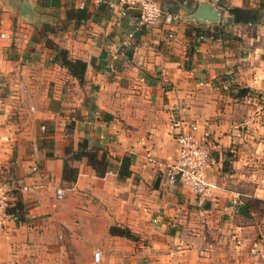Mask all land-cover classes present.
Listing matches in <instances>:
<instances>
[{
	"label": "crops",
	"instance_id": "obj_1",
	"mask_svg": "<svg viewBox=\"0 0 264 264\" xmlns=\"http://www.w3.org/2000/svg\"><path fill=\"white\" fill-rule=\"evenodd\" d=\"M156 1L176 18L137 26L118 0H27L24 13L0 0V183L24 210L6 213L0 264H264V12L257 24L228 13L264 0ZM201 3L217 21L195 19ZM56 47L86 64L81 78ZM191 123L208 139L201 208L166 182ZM83 139L109 165L97 176L67 160V182L64 147Z\"/></svg>",
	"mask_w": 264,
	"mask_h": 264
},
{
	"label": "built area",
	"instance_id": "obj_2",
	"mask_svg": "<svg viewBox=\"0 0 264 264\" xmlns=\"http://www.w3.org/2000/svg\"><path fill=\"white\" fill-rule=\"evenodd\" d=\"M118 4L123 9V13L129 10L136 13L134 19L137 26H152L161 18L165 23H169L176 18L172 13H163L156 0H118ZM176 140L178 144L177 158L166 167V182L185 186L189 193L195 197L196 205L201 208L213 186L207 175L210 165L207 135L197 134V125L191 123L187 126L183 125ZM55 192L57 198L63 196L62 189L57 188ZM9 199L10 187L5 183H0V228L6 221V208ZM260 250L258 245L251 248V252L254 254H259ZM100 257L99 251L93 253L95 262H99Z\"/></svg>",
	"mask_w": 264,
	"mask_h": 264
},
{
	"label": "trees",
	"instance_id": "obj_3",
	"mask_svg": "<svg viewBox=\"0 0 264 264\" xmlns=\"http://www.w3.org/2000/svg\"><path fill=\"white\" fill-rule=\"evenodd\" d=\"M82 9V8H81ZM264 9H250V8H230L228 9V13L232 16L233 21L235 23L242 24H257L261 21L263 17ZM197 34H200V30ZM203 35V34H202ZM57 53L54 57L59 64L68 69L69 73L77 78H81L85 71V63L79 60H71L67 57V51L56 47ZM245 90V89H244ZM243 90V91H244ZM242 92V91H241ZM73 123H69L66 125V129L68 132H71ZM89 143L87 140L83 139L78 143V148L76 150L73 149L72 144L64 147V152L67 155V158L64 160L63 167V179L67 182H74L77 175V167L71 166L68 164L67 160L71 162L81 160L83 157L86 158L88 164L92 166L97 176H103L107 170L109 165L106 157L104 155L101 158H97V151L88 147ZM130 158L128 156H124L120 161V166L118 170V177L123 179L130 176L131 171L129 169ZM6 213L14 214L19 221H23L24 210L23 205L20 200H18L15 205L11 208L7 206ZM112 232H117L120 234H125L127 236H131L130 232L127 229L113 228Z\"/></svg>",
	"mask_w": 264,
	"mask_h": 264
},
{
	"label": "water",
	"instance_id": "obj_4",
	"mask_svg": "<svg viewBox=\"0 0 264 264\" xmlns=\"http://www.w3.org/2000/svg\"><path fill=\"white\" fill-rule=\"evenodd\" d=\"M7 3L13 8L19 10L20 13H24L28 10L27 0H6ZM194 17L198 21L208 20L215 22L218 20V15L216 11L211 9V6L206 3H201L198 9L196 10ZM244 209V204L239 205V211Z\"/></svg>",
	"mask_w": 264,
	"mask_h": 264
}]
</instances>
